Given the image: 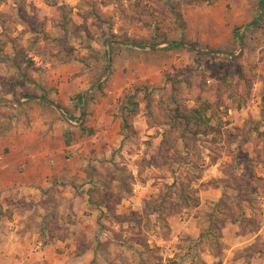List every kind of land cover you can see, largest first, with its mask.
Listing matches in <instances>:
<instances>
[{
  "label": "rangeland",
  "instance_id": "obj_1",
  "mask_svg": "<svg viewBox=\"0 0 264 264\" xmlns=\"http://www.w3.org/2000/svg\"><path fill=\"white\" fill-rule=\"evenodd\" d=\"M175 1L181 20L168 0H0V56L22 65L2 61L3 82L49 95L65 71L78 85L92 130L67 137L85 149L76 165L140 264L175 246L187 257L170 264L228 257L227 239L264 264V0ZM198 95L224 104L187 130Z\"/></svg>",
  "mask_w": 264,
  "mask_h": 264
},
{
  "label": "crops",
  "instance_id": "obj_2",
  "mask_svg": "<svg viewBox=\"0 0 264 264\" xmlns=\"http://www.w3.org/2000/svg\"><path fill=\"white\" fill-rule=\"evenodd\" d=\"M2 61L8 59L0 56L1 66ZM5 70L0 67V264H140L137 245L117 237V220L112 224L94 209L89 171L76 165L86 155L84 147L66 142L79 137L73 130L86 128L87 107L82 95L76 96L78 85L64 82L63 71L59 93L26 95L19 85L6 87ZM201 232L200 225L190 226L187 234L199 239ZM227 242L228 257L207 252L203 264L254 263L235 255L245 242ZM174 249L159 262L186 259Z\"/></svg>",
  "mask_w": 264,
  "mask_h": 264
},
{
  "label": "trees",
  "instance_id": "obj_3",
  "mask_svg": "<svg viewBox=\"0 0 264 264\" xmlns=\"http://www.w3.org/2000/svg\"><path fill=\"white\" fill-rule=\"evenodd\" d=\"M190 3L193 2H199V1H212V0H187ZM169 9L172 10V12L174 13V15H176V17H178V19L181 20L182 18V13L181 11L178 10V1H173V0H168L167 2ZM6 44L5 41H0V44ZM181 44H184L181 42ZM195 45H191V48H195ZM215 52H219V51H215ZM221 54H224L225 52H220ZM14 58H10L9 55H5L4 57L6 59H8V61L12 62V64L16 67L17 72L16 74H19V70H21V63L17 61V57H15V53L13 54ZM225 56L230 57L228 55V53H225ZM232 59V58H231ZM26 75V74H25ZM23 76V75H22ZM26 95H29L30 93H23ZM34 95H39V94H34ZM223 102L219 101L216 104H214V101L211 99H208L206 97H203L202 95H198V97L196 98V103L194 105V107H192L188 112L186 113H181V116L184 119V122L186 123V129L188 130V127L192 124L196 125H200L199 123H206L212 119L216 118V110H219L221 108V106H223ZM85 131H87L88 133L91 132L92 129H86V128H82ZM189 130H191L189 128ZM66 142L68 144H70V138L66 139ZM235 220H238L237 217H235Z\"/></svg>",
  "mask_w": 264,
  "mask_h": 264
},
{
  "label": "water",
  "instance_id": "obj_4",
  "mask_svg": "<svg viewBox=\"0 0 264 264\" xmlns=\"http://www.w3.org/2000/svg\"><path fill=\"white\" fill-rule=\"evenodd\" d=\"M198 51H200V50L198 49Z\"/></svg>",
  "mask_w": 264,
  "mask_h": 264
}]
</instances>
